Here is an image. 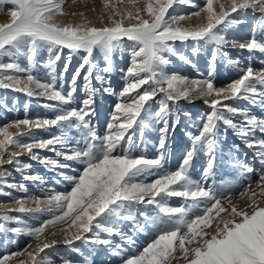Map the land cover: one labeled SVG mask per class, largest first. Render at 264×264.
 Returning <instances> with one entry per match:
<instances>
[{"label": "snow or ice", "instance_id": "snow-or-ice-1", "mask_svg": "<svg viewBox=\"0 0 264 264\" xmlns=\"http://www.w3.org/2000/svg\"><path fill=\"white\" fill-rule=\"evenodd\" d=\"M64 0H0V11L4 4L12 5L9 12L10 23L0 24V61L4 57L9 62H0V88H12L15 91L26 93L29 97L45 95L49 100L58 101L61 107L53 119L27 118L19 120L8 127L20 129L21 126L30 128H44L58 126L61 134L48 140L33 143H23L9 133L8 127L0 129V166L5 162L17 163L9 158L4 159L8 152L9 144L16 148L32 153L33 159L37 156L32 152L34 148H49L62 156L65 160L80 165L78 175H63V179L71 184L70 191L65 193H50L46 201H35L39 210L42 203H47L57 213L53 219L44 221L39 227H28L26 222L19 217L4 215L0 217L4 222L14 221L17 227L7 229L16 234H26L37 241L33 252H27L31 264H50L46 257L40 254L52 246L51 243H39L42 234L49 226H55L71 219L72 225L77 228L74 233L65 232L64 242L71 244L73 240H82L84 243L94 245H108L112 241L103 238L120 235L121 239L130 245H135L132 236L121 232L118 221H133L134 231L144 232L154 229L155 235L151 242L143 247L138 254L123 260V264H264V199L257 200V192L252 190L249 196L250 203L245 209L238 210L232 206L229 218L217 219L220 213L226 211L224 201L225 191L231 190V185H221L220 188L205 187L207 180L214 176V166L217 159V149L221 137H226L229 128L237 130V134L245 137L247 146L257 149L256 157L264 166V138L256 140L254 130L264 134V119L249 117L246 110L236 109L223 101L230 99H246L264 105V72L254 73L251 66L241 70L240 77L226 87L217 88L214 84L213 73L210 70L208 78L204 80H192L181 77L178 74H168L165 71L170 63L169 56L190 63L188 58L175 49L177 41L184 43L189 40L200 45H213L212 57L225 59L228 53L223 51L228 43L225 30L233 24L242 23L235 18H230L231 13L238 9H252L264 15V0H231V10L225 11L221 5V11H214V0H206V6L192 15L200 17L201 11L205 12L206 23L194 28L173 27L174 23L187 17L171 16L166 18L168 9L172 7L174 0H143L145 11L152 18L151 22L143 19L140 9L132 12L121 13L115 11V15L121 17L116 20L108 17L111 27H95L90 21L85 20L77 25L61 26L54 22L57 15L63 14ZM176 2H188V0H176ZM133 5L137 0H129ZM110 5L107 0L104 7ZM83 16V14H81ZM135 19L137 23L125 27V19ZM101 23L103 19L101 18ZM255 31V29H254ZM241 49L249 52L259 51L264 53V42L258 41L253 36L249 41L240 43ZM127 48L130 55V66L125 73L126 86L119 93L111 88L104 91L110 95H116L117 102L114 111L110 114L103 134H98L92 125L91 118L95 116L94 95L97 89L92 87V77L95 63L92 60L94 50H99L105 59V67L102 71H112V60L118 50ZM63 49H68L69 54L63 65V71L59 77L55 74L58 61L61 60ZM47 51L48 60L46 66L50 69L51 82L43 83L37 80L31 69L36 65V58L40 51ZM195 52L196 49L194 48ZM84 53L82 63L76 68L71 77V91L67 95L57 89V79L63 80V76L69 70L72 54ZM167 54V55H166ZM23 55L28 65L21 66L13 57ZM229 63L238 61L228 60ZM83 76L85 90L89 97L82 101L83 107H71L74 103L76 81ZM14 73L27 74L26 81ZM103 84L104 78L97 76ZM35 84L40 89L34 92L31 85ZM144 85H149L139 91ZM260 90L257 91V86ZM63 87L61 83L60 88ZM135 93V95H133ZM158 94H163L158 110L153 112L148 101L153 100ZM126 98V99H125ZM203 98L211 109L210 113L202 121L198 135L186 133L192 140V149L186 153L182 163L175 171L164 170L166 159L165 148L169 132H174L179 123L178 116L172 119V113L168 102H176L181 99L193 100ZM56 108V105H45ZM227 113V114H226ZM232 114V115H228ZM241 115L243 123L237 125L234 115ZM185 115H190L185 113ZM244 124L250 125L245 128ZM156 125L160 127L156 128ZM154 128L158 133L157 158L149 159L144 156H134L133 152L144 143V130ZM80 132V139L71 146L73 137L71 130ZM17 135H22L19 131ZM252 137V139H247ZM139 140V143H137ZM56 145H61L67 151H57ZM82 145V146H81ZM202 151L207 156L206 166L202 170L201 180L197 181L190 176V168L195 153ZM9 157L19 154L15 151L8 152ZM233 166L241 176L254 171L253 167L239 160L232 161ZM52 169L71 168L72 164L51 162ZM25 167H30L25 165ZM4 173L0 172V179ZM148 176L156 178L151 182H145ZM143 177V180L138 178ZM37 179V177H25ZM15 187V185H9ZM22 190H27L20 185ZM251 189V185H249ZM259 196L264 197V173L256 184ZM244 195V193H241ZM159 197V199H157ZM165 197H181L185 203L181 207H169ZM229 203H230V198ZM20 207L17 211L23 213L29 211L25 207V201H16ZM132 203H146L154 205L158 209L155 217L144 216L141 223L129 211ZM214 225V226H213ZM211 228V231L207 229ZM5 230V225L0 223V231ZM92 232L91 239L84 237L82 233ZM55 235V233H52ZM71 236V239L68 236ZM31 247V244L28 245ZM27 251V250H26ZM123 249L120 245L113 250L114 255H120ZM179 252L180 255H174ZM19 256L23 253H15ZM13 255H5L0 259V264H7ZM23 264V262H21ZM67 264V262H66Z\"/></svg>", "mask_w": 264, "mask_h": 264}, {"label": "rangeland", "instance_id": "rangeland-1", "mask_svg": "<svg viewBox=\"0 0 264 264\" xmlns=\"http://www.w3.org/2000/svg\"><path fill=\"white\" fill-rule=\"evenodd\" d=\"M105 0H64L63 14L57 15L54 22L64 25H77L83 23L85 20L90 21L91 25L95 27H111L108 17L111 15L113 19L119 20L120 16L115 15V11L122 14L132 12L133 17L136 14V9H140V15L143 19L151 22L152 18L145 13V5L143 0H137L134 5L129 3V0H107L110 5L107 9L104 7ZM223 5L225 11L231 10V0H214V11L219 14ZM206 6V0H188V2H176L174 0L172 7L168 9L166 18L171 16H184V20H179L172 26L186 28L193 27L198 20H206V13L201 11L200 17L192 15L200 11ZM12 5L4 4L2 11H0V24L10 23L9 12L12 10ZM144 13V14H143ZM83 14V16H81ZM146 15V16H145ZM149 18H148V17ZM101 18L103 23H101ZM230 18H235L242 23L230 25L223 33L226 36L228 43L224 46L223 51L228 53L227 59L217 56L213 61L212 52L213 45H197L194 41H187L181 43L179 41L175 44V49L178 53L186 56L190 63H186L177 58V56H169L170 63L166 66L165 71L168 74H178L192 80H204L208 78L210 70L215 68L213 79L215 87H226L232 81L238 79L242 74L241 70H246L249 66L252 67L254 73L264 72V53L259 51L249 52L247 49H241L240 43L249 41L253 36L258 41L264 42V15L259 12H253L252 9L240 10L231 13ZM137 21L133 19H125L124 26L128 27L134 25ZM255 29V31H254ZM196 49L194 52L193 49ZM69 54L68 49H63L61 60L57 62L55 74L59 75L63 71V65L66 57ZM84 53L72 54L71 64L69 70L64 74L63 80L57 79L56 87L63 95H67L71 91V77L76 68L82 63L81 57ZM167 55V54H166ZM21 66H27L28 61L25 56L18 55L13 57ZM48 60L47 51H40L36 58V65L31 69V74L40 82H51L50 69L46 66ZM92 60L95 63V68L92 77V87L97 89L93 99L92 107L95 109V116L91 118L92 125L95 127L98 134H103L106 130L107 123L110 121V114L114 111L115 104L120 102L116 95H110L104 91L105 88H111L113 92L119 93L126 86L124 79L127 68L130 66L129 50L124 48L118 50L114 54L112 60V71L104 73L102 71L105 67V59L103 54L97 49L94 50ZM228 60L238 61V63H229ZM9 62L8 57H4L2 61ZM85 71L81 72V77L76 81V91L74 93V103L71 107H83L82 101L88 99L89 93L85 90V81L83 76ZM8 74L17 75L26 81L27 74L14 73L9 71ZM97 76L104 78L102 84ZM61 83L63 87L60 88ZM149 85H144L139 91L148 88ZM34 92L39 93L41 90L36 88L35 84L31 85ZM260 86H257V91ZM135 95V93H133ZM126 99V98H125ZM163 99V94H158L153 100L148 101L151 105V110L155 112L160 106ZM259 97L256 98V103L246 99H230L223 101L236 109L246 110L249 117H257L264 119V105L259 102ZM169 109L172 113V119L178 116L179 123L176 125L174 132L170 131L166 143L164 162V170L175 171L178 169L186 153L192 149V140L186 133H191L193 136L198 135L202 126V121L206 114L210 113L211 109L205 103L203 98L193 100L181 99L176 102H168ZM45 105H56V108L46 107ZM61 107L58 101L49 100L45 95H34L29 97L26 93L15 91L12 88H0V129L8 127L19 120L26 118L30 120L36 119H53L58 114V108ZM188 113L190 115H185ZM227 114V113H226ZM232 115V114H228ZM233 120L237 125L243 123V117L239 114L233 116ZM156 128L160 125H156ZM245 128H250V125L244 124ZM9 133L14 139L23 143L39 142L41 140L51 139L53 136L60 135L61 129L58 126L44 127V128H30L29 126H21L18 130L14 127H8ZM22 135H17V132ZM73 137L71 146H75V141L80 139V132L76 129L71 130ZM254 137L256 140L264 138V134L259 130H254ZM3 139V137H0ZM247 139H252L248 137ZM144 143L133 152L134 156H144L145 158H157L160 154L158 150V133L154 128L144 130ZM139 143V140H137ZM82 146V145H81ZM57 151H67L61 145H56ZM8 152L15 151L19 155L16 157H9L8 152L4 154V159L9 158L17 163L5 162L0 166V172L4 173L3 179H0V217L10 215L19 217L26 222L28 227H39L44 221L53 219L57 210L49 212L50 207L47 203H42L39 210L36 207L35 201H46L50 193H65L70 191L71 184L69 181L63 179V175H78L80 165L65 160L56 152L49 150V148H34L33 153L37 158L33 159L32 153L27 150L16 148L15 145L9 144L7 146ZM257 149L255 147H248L246 138L237 134V130L229 128L226 137H221L220 145L217 149V159L214 166V176L210 177L205 184V187L220 188L221 185H231L230 191H225L226 199L224 205L226 211L220 213L217 219L229 218V211L232 206L238 210L245 209L249 201V196L252 195V190L257 192L255 198L262 200L264 197L259 196V189H256V184L259 182V177L264 173V166H262L256 157ZM230 159V161H229ZM233 159V160H232ZM239 160L241 163H246L253 167L254 171L241 176L239 171L233 166L232 161ZM51 162H58L61 164H72L71 168H57L52 169ZM207 156L202 151L195 153L194 159L190 168V176L192 179L200 181L203 168L206 166ZM29 165L30 167H25ZM224 166V167H223ZM226 166V167H225ZM229 168V169H227ZM233 169V170H232ZM232 172H231V171ZM63 173V175H60ZM25 177H37V179H26ZM155 176H148L145 182H151ZM143 180V177L138 178ZM249 181V182H248ZM15 185V187H9ZM20 185H24L27 189L22 190ZM251 185V189H249ZM244 193V195H241ZM230 198V203L229 199ZM159 199V197H157ZM169 207H181L185 202L181 197H165ZM18 200L25 201V207L29 211L23 213L17 211L20 205L16 202ZM129 211L141 223L144 222V216L155 217L158 214V209L154 205L146 203H132ZM0 223L5 225V230L0 231V259L5 255H13L15 253H23V255H13V258L7 264H31L27 252H33L36 248L37 241L33 240L26 234H16L7 229L15 228L17 225L14 221L4 222L0 219ZM121 232L130 235L135 240V245H130L121 239L120 235L107 237V234H102L103 238H108L112 241L108 245H94L84 243L82 240H73L71 244L64 242L65 232L74 233L77 228L72 225L71 219L66 218L64 222H59L55 226H49L41 236L39 243L48 242L52 244L51 247L44 250L41 256L46 257L50 264H123V260L132 257L138 252L142 251L147 243L151 242L155 235L154 229H148L144 232L134 231L133 221H118ZM214 226V225H213ZM211 231V228L207 229ZM55 233V235H52ZM84 237L91 239L92 232L82 233ZM71 239V236H68ZM31 244V247L28 245ZM120 245L123 249L120 255H114L113 250ZM27 250V251H26ZM174 255L179 256L176 252ZM172 264H177L173 260ZM182 264V262H181Z\"/></svg>", "mask_w": 264, "mask_h": 264}, {"label": "bare ground", "instance_id": "bare-ground-1", "mask_svg": "<svg viewBox=\"0 0 264 264\" xmlns=\"http://www.w3.org/2000/svg\"><path fill=\"white\" fill-rule=\"evenodd\" d=\"M144 12H145V10H144ZM146 13V12H145ZM144 14V13H143ZM146 16V15H145ZM148 17V16H147ZM149 18V17H148ZM145 19H146V17H145ZM204 23H206V20H202V19H200V20H198L195 24H193V27H186V28H194V27H197V26H199V25H201V24H204ZM233 160V159H232ZM229 161H230V159H229ZM224 167V166H223ZM226 167V166H225ZM227 169H229V168H227ZM233 170V169H232ZM231 171V170H230ZM232 172V171H231ZM249 182V181H248Z\"/></svg>", "mask_w": 264, "mask_h": 264}]
</instances>
